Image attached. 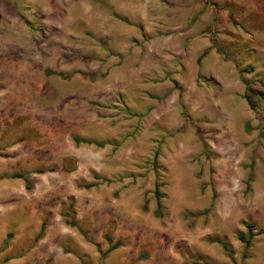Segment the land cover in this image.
<instances>
[{
  "label": "rangeland",
  "instance_id": "rangeland-1",
  "mask_svg": "<svg viewBox=\"0 0 264 264\" xmlns=\"http://www.w3.org/2000/svg\"><path fill=\"white\" fill-rule=\"evenodd\" d=\"M252 91L264 0H0V264H264Z\"/></svg>",
  "mask_w": 264,
  "mask_h": 264
},
{
  "label": "trees",
  "instance_id": "trees-1",
  "mask_svg": "<svg viewBox=\"0 0 264 264\" xmlns=\"http://www.w3.org/2000/svg\"><path fill=\"white\" fill-rule=\"evenodd\" d=\"M200 60L201 58L198 59V63L200 64ZM51 73L50 71H48V74ZM254 94L258 95L262 100H264V92L263 91H252ZM248 99V97H246ZM16 178H23L24 176L22 174H17L15 175ZM29 187V184L27 185ZM156 194L158 195V208H161V201H160V193H159V189L156 188ZM248 229L250 230V232L252 233L253 230V226H248ZM240 240L241 241H245V237L244 236H240ZM246 242V241H245ZM116 246H121L120 243H117ZM226 249H228V245H224Z\"/></svg>",
  "mask_w": 264,
  "mask_h": 264
}]
</instances>
